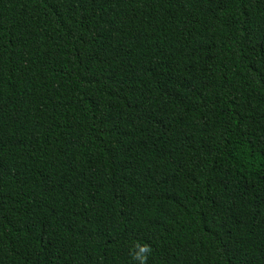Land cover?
<instances>
[{"label": "trees", "instance_id": "trees-1", "mask_svg": "<svg viewBox=\"0 0 264 264\" xmlns=\"http://www.w3.org/2000/svg\"><path fill=\"white\" fill-rule=\"evenodd\" d=\"M264 264V0H0V264Z\"/></svg>", "mask_w": 264, "mask_h": 264}, {"label": "clouds", "instance_id": "clouds-1", "mask_svg": "<svg viewBox=\"0 0 264 264\" xmlns=\"http://www.w3.org/2000/svg\"><path fill=\"white\" fill-rule=\"evenodd\" d=\"M138 252H130L132 259L138 261V264H147L148 254L151 253L152 249L149 245L137 244Z\"/></svg>", "mask_w": 264, "mask_h": 264}]
</instances>
